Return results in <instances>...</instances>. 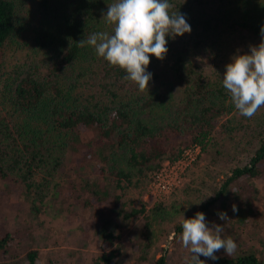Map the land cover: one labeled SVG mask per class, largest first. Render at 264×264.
I'll list each match as a JSON object with an SVG mask.
<instances>
[{
    "label": "trees",
    "instance_id": "trees-1",
    "mask_svg": "<svg viewBox=\"0 0 264 264\" xmlns=\"http://www.w3.org/2000/svg\"><path fill=\"white\" fill-rule=\"evenodd\" d=\"M116 2L0 0V56L8 43L26 47L23 61L6 72L2 68L0 178L19 184L36 213L61 186L58 179L67 164L73 172L86 164L96 172L91 180L76 177L67 184L75 203L96 209L93 219L104 214L129 219L143 208L128 210L122 199L125 190L141 186L164 160L173 162L192 146L214 161L226 156L224 143L221 149L215 144L223 141L218 134L233 131V117L223 121L224 116L238 111L223 77L207 73L203 62L214 60L225 37L240 36L238 54L259 45L264 0H169L170 11L183 14L192 31L167 36L163 60L150 56L147 71L152 79L143 92L124 78L125 70L111 66L93 47L79 44L94 33H113L114 26L103 15ZM241 129L236 130L242 134L238 139L258 141L247 163L234 166L186 219L197 212L206 215L217 202L223 208L230 187L264 166L258 167L264 162V122L258 132L255 126ZM181 223L175 225L177 233L182 232ZM98 233L105 249L99 260L114 264L120 249L117 235L107 224ZM9 238L0 234V254ZM217 257L205 264H264L252 252ZM0 264H38L37 251L29 250L25 262ZM149 264H166V254Z\"/></svg>",
    "mask_w": 264,
    "mask_h": 264
},
{
    "label": "rangeland",
    "instance_id": "rangeland-1",
    "mask_svg": "<svg viewBox=\"0 0 264 264\" xmlns=\"http://www.w3.org/2000/svg\"><path fill=\"white\" fill-rule=\"evenodd\" d=\"M24 5L29 9L27 2ZM240 39L239 35L222 38L218 43L219 53L214 60H209L207 64L203 62L206 72L219 73L223 77L226 65L238 54ZM25 52L24 45L8 43L0 56L1 116L4 113L1 102L2 68L4 72L12 69L24 60ZM227 117H233L230 124L233 131L218 134V138H223V141L215 144L221 149L222 142L224 143L223 151L226 156L214 161V157L200 147L198 154L193 151L194 146L186 148L180 157L188 152L195 159L189 162L185 156L188 165L183 163L185 168L180 182L166 191L155 189L152 181L160 171L158 170L145 178L141 186H132L125 190L122 199L126 202L127 209L143 208V212L129 219L104 214L95 220L92 218L96 213L95 208H83L68 195L69 181L76 177L91 180L96 176L90 164L77 168L76 172L71 170L73 168H70V164L61 169V177L58 179L61 186L45 198L37 213L33 209L32 199L26 193L23 194L19 184L0 178V234L10 237L6 250L0 254V260L25 262L26 253L36 250L38 264H103L99 258L105 249L98 229L107 224L117 235L115 242L120 247L114 264H149L161 253L166 254V264H186L191 261L188 249L183 247L179 239L182 232L177 233L175 225L192 213L202 201L210 198L234 166L247 163L258 141L247 143L238 139L242 135L239 132L245 130L241 129L243 125L255 126L258 132V126L264 122V106L251 118L243 117L233 109L224 116L223 121ZM238 129L239 132H236ZM261 165L264 162L258 167ZM174 171L177 170L173 169ZM222 204L223 208L217 202L205 215L207 225H224L223 235L231 236L237 243V249L231 256H237L244 251L252 252L264 262V166L255 175L248 174L238 179L230 187ZM233 205L238 208L237 212H233ZM219 212H226L230 220H221ZM216 256L229 255L221 249L216 252ZM200 259L205 262L212 261L203 255Z\"/></svg>",
    "mask_w": 264,
    "mask_h": 264
},
{
    "label": "clouds",
    "instance_id": "clouds-1",
    "mask_svg": "<svg viewBox=\"0 0 264 264\" xmlns=\"http://www.w3.org/2000/svg\"><path fill=\"white\" fill-rule=\"evenodd\" d=\"M169 0H117L109 4L103 20L113 25V33L98 32L79 42L89 45L111 66L126 71L124 77L135 83L139 91L148 89L152 74L147 71L150 56L163 60L168 52L167 36H183L192 31L185 16L171 12ZM261 42L250 45V52L236 54L226 65L223 87L230 94L235 109L244 117H253L264 106V26L260 29ZM238 208L233 205V212ZM223 221L230 220L226 212H219ZM179 237L191 256L190 264H205L200 256L219 259L216 252L223 249L229 256L237 249L231 236H225L224 225L209 227L203 212L193 218L182 219Z\"/></svg>",
    "mask_w": 264,
    "mask_h": 264
},
{
    "label": "built area",
    "instance_id": "built-area-1",
    "mask_svg": "<svg viewBox=\"0 0 264 264\" xmlns=\"http://www.w3.org/2000/svg\"><path fill=\"white\" fill-rule=\"evenodd\" d=\"M193 151H197L196 153H199V147L198 146H194ZM187 156L189 159V162H191L192 160H194V157H191L190 154L187 152L186 154H182V156L176 161L171 163L169 160H166L163 163L162 168L160 169L159 172L156 173V175L153 178L152 181V185L155 189H159L161 191H166L167 189H169L171 186L177 184L178 182H180L179 180H181V175L183 174V170H184V164L185 166L188 165L187 164ZM196 157V156H195ZM180 163V165H179ZM181 169H179V168ZM179 170H178V169ZM173 169L177 170L173 172ZM173 173V175H171Z\"/></svg>",
    "mask_w": 264,
    "mask_h": 264
}]
</instances>
